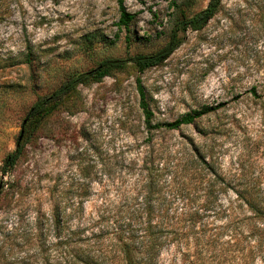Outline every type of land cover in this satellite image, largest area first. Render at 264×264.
<instances>
[{
	"label": "rangeland",
	"instance_id": "rangeland-1",
	"mask_svg": "<svg viewBox=\"0 0 264 264\" xmlns=\"http://www.w3.org/2000/svg\"><path fill=\"white\" fill-rule=\"evenodd\" d=\"M208 1L195 0L189 15ZM124 4L136 15L132 28L139 39L130 46L118 33L117 0H0V264H57L50 216L72 192L90 190L82 218L90 227L102 203L122 211L141 201L147 180H155V203H168L167 179L187 177V163L199 156L218 175L217 187L226 189L217 200L222 210L201 218L198 253L191 257L184 245H170L160 264H244L249 229L243 217L249 212L238 208L235 191L264 200V0H222L202 30L181 35L163 64L143 73L128 65L79 85L80 109L48 118L11 172H1L31 106L70 72L151 53L168 41L170 0ZM93 33L106 43L81 52V38ZM137 77L155 129H147ZM204 107L218 109L178 129L164 126ZM188 190L191 201L173 200V207L202 205L203 192ZM230 205L233 212H225Z\"/></svg>",
	"mask_w": 264,
	"mask_h": 264
},
{
	"label": "trees",
	"instance_id": "trees-1",
	"mask_svg": "<svg viewBox=\"0 0 264 264\" xmlns=\"http://www.w3.org/2000/svg\"><path fill=\"white\" fill-rule=\"evenodd\" d=\"M221 1L209 0L205 9L190 16L189 10L194 6L195 0H170V9L173 10L172 26L169 39L161 48L151 53H138L130 59H104L86 72H70L55 90L38 98L31 106L17 138L16 149L10 152L3 161L2 174L6 175L11 172L24 155L26 144L31 141L48 118L59 110H66L73 114L71 107L75 110L80 109L79 85L100 82L107 76L125 70L128 65H131L138 73H143L149 68L163 64L180 46L181 35L188 30H202L219 10ZM117 2L120 11L117 23L118 33H125V43L130 46L139 39L132 28L136 15L127 10L124 0H117ZM119 34L117 39L120 37ZM101 41L106 43V40L97 33L85 35L80 41V51L91 52ZM109 44L113 42L110 41ZM31 61L30 58L29 63ZM136 83L147 129H155L159 125L152 124L153 113L139 77ZM216 109L218 108L204 107L201 110L187 113L164 126L169 129H178L183 125L194 123ZM187 165L190 171L188 176L179 179L184 182L182 187H179L180 181L176 176L178 173L170 176L167 183L165 180L166 186L172 192L168 196V203H155V180H147V191L141 201L122 211L115 210L107 203H102L100 213L97 214L98 219L90 227L84 226L82 220L85 203L91 194L90 190L85 188L80 194L76 191L69 194L65 203L54 206L50 216L54 237L52 246L57 255V264H160L162 251L174 244L184 245L187 253L193 257L199 252V248L195 251L193 249L194 244L199 240L196 236V228L203 216L215 214L221 209L217 200L221 193L226 192V189L217 187L218 175L209 167L204 156L190 160ZM170 170L173 171L172 167ZM190 185L195 193L196 191L203 192L202 205L181 209L173 207V200L181 199L187 204L191 201L192 198L188 194ZM2 189L3 185L0 186V193ZM235 193L236 200L239 202L238 208L245 206L246 211L249 212L243 217L249 229V234L245 237L247 245L243 249L245 250L248 246L244 254V264H254L257 259L264 264V200L252 191L242 189ZM139 198L140 196H137V199ZM229 209L233 212L234 207L230 205L225 212L228 213ZM101 220L109 221L110 225L107 228L100 227ZM234 238L235 236L231 237L232 240ZM251 239L254 240L257 251ZM233 244L237 246V241H233ZM190 264H195V262L190 261Z\"/></svg>",
	"mask_w": 264,
	"mask_h": 264
}]
</instances>
